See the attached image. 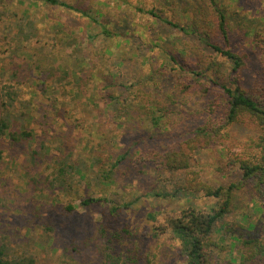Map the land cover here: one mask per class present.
<instances>
[{
    "label": "rangeland",
    "instance_id": "obj_1",
    "mask_svg": "<svg viewBox=\"0 0 264 264\" xmlns=\"http://www.w3.org/2000/svg\"><path fill=\"white\" fill-rule=\"evenodd\" d=\"M60 1L107 23L112 35L106 36L88 17L62 7L36 0H0V115L6 109L14 130L34 135L21 143L0 136V249L9 260L22 264H117V260L187 264L185 242L170 222L188 208L208 213L215 202L200 195L174 197L181 177L165 173L159 180L154 171L136 165V154L163 153L190 139L209 114L203 112L206 106L218 98L214 86L203 79L176 74L169 54L192 66L221 58L204 49L197 37H186L150 12L183 25L193 23L196 34L206 39L213 34L212 4L209 0ZM216 3L227 17L231 48L256 58L264 47V0ZM257 34L259 40L254 39ZM187 79L194 81L195 90L207 87L208 95L194 91L183 95L177 84ZM140 90L153 99L160 97L169 111L160 113L161 126L155 133L149 131L150 121L143 113L119 118L106 107L105 95L128 96L134 107L142 98ZM230 133L224 144L201 150L192 160L191 169L213 185L241 182L233 155H264L263 129L243 121ZM149 135L156 139L149 140ZM128 149L132 160L111 171L116 158ZM70 155L76 166L77 194L50 185L56 158ZM85 199L111 203L84 207ZM69 205L75 208L70 213ZM262 205L251 185L234 193L232 211L214 233V240L232 258L238 259L237 250L230 249L238 232L264 242Z\"/></svg>",
    "mask_w": 264,
    "mask_h": 264
},
{
    "label": "trees",
    "instance_id": "obj_2",
    "mask_svg": "<svg viewBox=\"0 0 264 264\" xmlns=\"http://www.w3.org/2000/svg\"><path fill=\"white\" fill-rule=\"evenodd\" d=\"M49 6L62 7L67 10L81 14L91 19L92 23L101 28L106 36H111L107 30V23L101 22L99 18L93 17L88 12L81 10L73 5L60 0H36ZM212 4L214 13L212 37L202 38L196 34L192 24L183 25L179 22L166 20L154 12H150L152 17L158 21L177 30L186 37L195 36L204 49L217 54L221 60H205L192 66L190 62L179 61L169 54V60L176 66L175 73L183 75H194L203 79L205 83L214 86L217 92L216 103L206 106L204 113H209L204 122L193 130L190 139L178 142L165 148L164 152L148 150L138 152L137 166L154 171L159 180L163 174L178 175L182 183L176 186L173 193L174 197L187 195H200L215 202V207L208 213L198 212L195 209H184L175 220H171L169 227L185 242L183 255L187 259V264H264V242L253 235H244L240 232L233 235L231 251H235L237 258L231 257V252L219 245L214 240L216 227L232 211L234 193L243 188L244 184L251 185L253 194L260 199L264 205V155L257 158L254 154L240 158L233 155L232 165L241 173V182L232 183L228 186L213 185L202 178L200 171L192 170L191 164L199 151L205 150L213 145L224 144L230 139V128L241 122H248L264 130V47L257 53L256 58L248 51H235L230 46V33L227 27V17L224 12L217 7L216 0H209ZM192 15V14H191ZM194 15H192L193 17ZM101 19V16H100ZM260 35L254 38L259 40ZM227 46H224L226 45ZM170 52V51H168ZM192 79L186 82H178L177 87L183 95L194 91L200 96L208 95L207 87L200 92L201 86L195 90ZM200 82V81H197ZM175 85H173L174 87ZM204 86V85H202ZM160 88V86H159ZM140 97L136 105L135 101H130L128 96L115 97L105 95V104L108 109L115 112L119 118H127L132 114H144L150 121L149 131L157 132L160 129V113H169L168 109L159 98H152L151 94L140 90ZM169 101L174 100L172 96ZM6 107V106H5ZM110 107V108H109ZM6 111V112H5ZM10 114L5 109L0 115V136H8L12 142L21 143L31 141L34 135L26 129L14 130L10 124ZM149 140H154V136L149 135ZM258 148V146H255ZM33 155L38 154L33 151ZM132 150L128 149L120 154L111 165V171L120 168L123 164L132 160ZM55 167L52 172L50 185L52 188L73 191L75 185L73 174L76 166L72 160V155L65 158H56ZM156 196H160L156 194ZM109 202L106 199L94 200L85 199L81 205L88 207L95 202ZM261 206L263 209L264 206ZM74 205H69L66 210L68 213L74 210ZM117 210L114 209V212ZM244 229L241 226L240 230ZM226 231L233 232L232 228ZM226 253V256L223 255ZM116 261V259H115ZM117 264H128L119 262ZM0 264H22L8 259L6 253L0 249Z\"/></svg>",
    "mask_w": 264,
    "mask_h": 264
}]
</instances>
